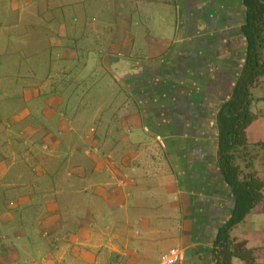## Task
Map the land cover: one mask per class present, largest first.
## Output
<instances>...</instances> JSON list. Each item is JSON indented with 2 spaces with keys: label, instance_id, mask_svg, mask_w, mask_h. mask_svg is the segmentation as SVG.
Wrapping results in <instances>:
<instances>
[{
  "label": "crops",
  "instance_id": "0c3cea01",
  "mask_svg": "<svg viewBox=\"0 0 264 264\" xmlns=\"http://www.w3.org/2000/svg\"><path fill=\"white\" fill-rule=\"evenodd\" d=\"M45 1L57 23L84 26L79 79L88 88L96 75L109 96L95 111L66 113L76 84L69 97L51 95L58 75L40 86L45 111L0 125V264H158L174 248L180 264H218L236 207L219 164L218 114L248 57L244 0ZM250 112L238 164L263 201L230 226L229 251L264 264V76Z\"/></svg>",
  "mask_w": 264,
  "mask_h": 264
},
{
  "label": "trees",
  "instance_id": "16d2710c",
  "mask_svg": "<svg viewBox=\"0 0 264 264\" xmlns=\"http://www.w3.org/2000/svg\"><path fill=\"white\" fill-rule=\"evenodd\" d=\"M244 2L247 8V22L244 33L248 40V57L232 98L222 107L218 114L219 164L228 185L234 191L236 197L234 220L221 232L218 239L219 244L223 243V250L214 252L218 264L220 262V264H232L233 256L239 257L246 264H253L251 251H240L234 254L229 251L231 247L228 230L231 225L241 222L256 205L263 201L262 185L255 177V174L244 176V172L238 164L240 152L248 149L246 131L254 121V116L250 112L252 89L259 81V78L264 76V0H244ZM50 13L48 9L47 15L50 19H47L44 14L40 15L39 20L42 22L40 26L47 31L52 29V25L56 29H53L52 33L47 34L45 39L41 40L40 45H37L38 47L28 45L26 48L10 49L12 45H17V39H21L19 34L10 35L5 49L0 48V75L9 79L7 81L15 82V85L21 84L23 80L28 81L26 84L22 83L23 89L31 88L29 85L34 83L44 84L58 80V75H60L63 78L61 82L62 89L59 91L57 85H54V91H52L53 94L51 95H56L54 94L56 92L60 97L66 92V96L69 97V85L73 87L76 84V89L73 88L74 90L72 91V97L68 103L66 101V105L61 110L74 114L79 112V110L82 112L85 108L88 111L94 108L93 110L95 111V106L97 105L94 103L98 99L94 97L93 91L94 88L99 87V82H96V75L92 76L91 84L88 88L84 78L83 82L78 81L81 85L75 83L80 76H84V71H79V69L83 68L85 63H87L88 58L86 57L89 53L86 52V48H82L77 42L78 39L74 36H71V40L59 39L63 35L61 31L63 26L67 27V29H74L79 25L72 24L69 26L57 23L52 19ZM81 26L77 28L76 32L84 31V26ZM4 27L5 24L0 22V33H2ZM39 38L40 36L37 37V39ZM53 39H55L54 43H52ZM91 49L93 51L98 50H94L95 48ZM24 65L27 66L26 71H24ZM70 74L74 76L70 77ZM25 92L27 91L24 90L22 97L25 96ZM4 97L7 96L4 95ZM10 97L12 98V95ZM2 99L0 98V107ZM43 111L45 110L43 109L41 112ZM3 116L2 112H0V123L3 121ZM96 123L95 131L92 132L90 129V135L95 140L99 137L97 131L102 125V121L97 120Z\"/></svg>",
  "mask_w": 264,
  "mask_h": 264
},
{
  "label": "rangeland",
  "instance_id": "374dc122",
  "mask_svg": "<svg viewBox=\"0 0 264 264\" xmlns=\"http://www.w3.org/2000/svg\"><path fill=\"white\" fill-rule=\"evenodd\" d=\"M30 3L26 2V0H0V22L5 24V27L2 30V33H0V48L5 49L6 43L9 42V37L10 35H15L19 34L21 39L16 40V44L18 45H12L11 48H26V46H37L40 45L42 42L41 40L45 39V36L47 34L52 33L53 29L55 30L56 27L52 25V29L49 31L41 28V21L39 18L41 17L40 15H45L47 19H50L47 15V10L51 12L50 15L52 19L54 18V13L49 6H51V2L45 1L38 4V0H34L30 5ZM82 27V26H78ZM74 29H67V27H62L61 31L62 32H67L74 35L76 39H78L77 42L82 46V48H88L87 44H90V41L87 40H82L81 38L85 35V30L84 31H79L76 32L77 28ZM24 37V35H26ZM37 39V37H39ZM23 37V38H22ZM42 38V39H41ZM55 42V39H53L52 43ZM38 47V46H37ZM88 58V57H86ZM89 62V58L87 60V63ZM24 71H26L27 66L24 65ZM5 76L0 75V93L1 96L0 98L2 99V104L0 107V112H2L3 116V121L0 123V125L8 124V118L10 119L13 115L22 113L21 111L24 110H30L35 113H39L44 109V106L46 103H43L42 101L37 100V95H40L41 97L43 96V93H48L46 92L45 89L40 90V86L43 84L39 83H34L32 85H29L31 88H24L22 86V83H28V81H22L21 84L15 85V82L13 81H7ZM78 81L83 82L79 78L77 79ZM42 88V87H41ZM23 89V90H22ZM24 90L28 91L27 96L31 97V101L28 103L26 102V99L22 97L24 95ZM111 91V90H110ZM94 97L99 99V102H102L103 98H108L109 94L105 93L104 88H99L96 87L94 88L93 91ZM6 95L7 97H4ZM12 95V98L10 97ZM3 96V97H2ZM49 96V95H48ZM5 117V118H4ZM95 120V119H94ZM93 120V121H94ZM96 122V121H95ZM93 124V123H92ZM97 126V123L94 124ZM93 126L91 129H96V127ZM86 127H81L80 130L84 131ZM90 131V130H89ZM73 200L76 203L81 202L79 198L76 199V197H73ZM85 208V207H84Z\"/></svg>",
  "mask_w": 264,
  "mask_h": 264
},
{
  "label": "built area",
  "instance_id": "2783aa9c",
  "mask_svg": "<svg viewBox=\"0 0 264 264\" xmlns=\"http://www.w3.org/2000/svg\"><path fill=\"white\" fill-rule=\"evenodd\" d=\"M94 132V130H92ZM125 182L121 181L119 185H123ZM6 237L0 235V244L5 242ZM184 259V251L179 248L171 249L170 251L164 253L158 264H180Z\"/></svg>",
  "mask_w": 264,
  "mask_h": 264
}]
</instances>
